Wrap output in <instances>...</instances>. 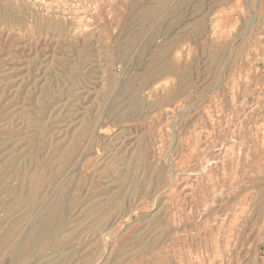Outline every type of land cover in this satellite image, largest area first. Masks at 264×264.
I'll use <instances>...</instances> for the list:
<instances>
[{
	"label": "rangeland",
	"instance_id": "rangeland-1",
	"mask_svg": "<svg viewBox=\"0 0 264 264\" xmlns=\"http://www.w3.org/2000/svg\"><path fill=\"white\" fill-rule=\"evenodd\" d=\"M0 264H264V0H0Z\"/></svg>",
	"mask_w": 264,
	"mask_h": 264
},
{
	"label": "bare ground",
	"instance_id": "bare-ground-1",
	"mask_svg": "<svg viewBox=\"0 0 264 264\" xmlns=\"http://www.w3.org/2000/svg\"><path fill=\"white\" fill-rule=\"evenodd\" d=\"M122 1V0H121ZM144 1V0H143ZM90 12V11H89ZM259 13V12H258ZM229 18V17H228ZM255 19V18H254ZM207 21V20H206ZM222 22V21H221ZM223 24V23H222ZM226 27V26H225ZM219 29V28H218ZM224 29V28H223ZM225 31V30H224ZM231 35V34H230ZM243 39V38H242ZM256 40V39H255ZM186 47V46H185ZM253 47V46H252ZM182 51V50H181ZM257 58V57H256ZM249 60V59H248ZM229 61V60H228ZM253 61V60H252ZM232 77V76H231ZM243 78V77H242ZM262 79V78H261ZM220 80V79H219ZM258 95V94H257ZM137 96V95H136ZM168 118V117H167ZM167 128V127H166ZM170 136V135H169ZM201 163V162H200ZM70 164V163H69ZM201 166V165H200ZM179 180V179H178ZM176 181V180H175ZM172 184V183H171ZM73 187V186H72ZM261 199V198H260ZM262 207V206H261ZM126 212V211H125ZM67 214V213H66ZM44 219V218H43ZM27 220V219H26ZM68 221V220H67ZM21 229V228H20ZM110 231V230H109ZM102 232V231H101ZM230 235V234H229ZM108 237V236H107ZM22 242V241H21ZM215 243V242H214ZM219 247V246H218ZM19 249V247H18ZM218 251V250H217ZM103 254V253H102ZM104 255V254H103Z\"/></svg>",
	"mask_w": 264,
	"mask_h": 264
}]
</instances>
